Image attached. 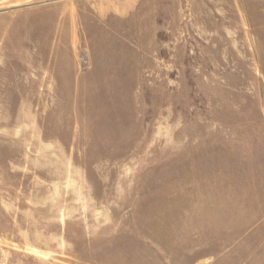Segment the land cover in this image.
Returning <instances> with one entry per match:
<instances>
[{
  "label": "rangeland",
  "instance_id": "374dc122",
  "mask_svg": "<svg viewBox=\"0 0 264 264\" xmlns=\"http://www.w3.org/2000/svg\"><path fill=\"white\" fill-rule=\"evenodd\" d=\"M0 264H264V0H0Z\"/></svg>",
  "mask_w": 264,
  "mask_h": 264
}]
</instances>
